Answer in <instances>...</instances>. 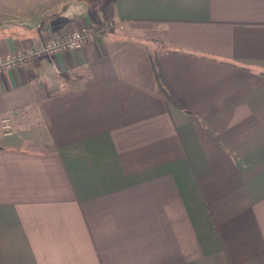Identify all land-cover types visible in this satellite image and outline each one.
Listing matches in <instances>:
<instances>
[{
    "label": "crops",
    "instance_id": "0c3cea01",
    "mask_svg": "<svg viewBox=\"0 0 264 264\" xmlns=\"http://www.w3.org/2000/svg\"><path fill=\"white\" fill-rule=\"evenodd\" d=\"M88 25L0 70V264H264V0H0V57Z\"/></svg>",
    "mask_w": 264,
    "mask_h": 264
},
{
    "label": "built area",
    "instance_id": "2783aa9c",
    "mask_svg": "<svg viewBox=\"0 0 264 264\" xmlns=\"http://www.w3.org/2000/svg\"><path fill=\"white\" fill-rule=\"evenodd\" d=\"M105 30L106 27L88 25L73 30L63 38L53 37L46 40L38 47L28 46L26 48H17L7 55L0 57V70L16 67L27 60L43 54H55L62 51L80 49L86 42L96 41L101 38ZM3 129L7 135L13 133L9 118L3 119Z\"/></svg>",
    "mask_w": 264,
    "mask_h": 264
},
{
    "label": "trees",
    "instance_id": "16d2710c",
    "mask_svg": "<svg viewBox=\"0 0 264 264\" xmlns=\"http://www.w3.org/2000/svg\"><path fill=\"white\" fill-rule=\"evenodd\" d=\"M158 56H159L158 51L155 50L154 54H153V66H154L155 74L157 76V80L159 82V86L161 87L162 91L165 93L169 102L174 103L176 105H180L179 100L177 99L176 95L174 94V92L170 88L163 72L159 68Z\"/></svg>",
    "mask_w": 264,
    "mask_h": 264
},
{
    "label": "rangeland",
    "instance_id": "374dc122",
    "mask_svg": "<svg viewBox=\"0 0 264 264\" xmlns=\"http://www.w3.org/2000/svg\"><path fill=\"white\" fill-rule=\"evenodd\" d=\"M10 122H11V120H10Z\"/></svg>",
    "mask_w": 264,
    "mask_h": 264
}]
</instances>
